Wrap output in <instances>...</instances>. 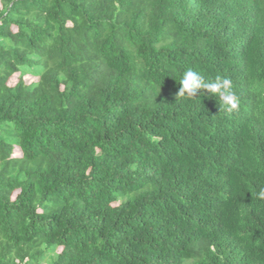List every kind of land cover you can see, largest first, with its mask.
Here are the masks:
<instances>
[{
  "label": "trees",
  "instance_id": "trees-1",
  "mask_svg": "<svg viewBox=\"0 0 264 264\" xmlns=\"http://www.w3.org/2000/svg\"><path fill=\"white\" fill-rule=\"evenodd\" d=\"M262 190L264 0H0V264H264Z\"/></svg>",
  "mask_w": 264,
  "mask_h": 264
},
{
  "label": "clouds",
  "instance_id": "clouds-1",
  "mask_svg": "<svg viewBox=\"0 0 264 264\" xmlns=\"http://www.w3.org/2000/svg\"><path fill=\"white\" fill-rule=\"evenodd\" d=\"M179 84L178 97L193 99L201 90H205L218 101L220 109L229 113L238 109L239 102L232 91V81L228 78L217 76L215 80L206 81L197 71L188 69L182 74ZM259 195L264 197V190Z\"/></svg>",
  "mask_w": 264,
  "mask_h": 264
},
{
  "label": "rangeland",
  "instance_id": "rangeland-1",
  "mask_svg": "<svg viewBox=\"0 0 264 264\" xmlns=\"http://www.w3.org/2000/svg\"><path fill=\"white\" fill-rule=\"evenodd\" d=\"M19 77H20V74H19V73H15V74H13V75L9 78V80H8V84H9V85H14V84L18 81ZM23 79H24V81H25L26 83H31V82L36 81V80H37V77L32 76V75H29V74H26V75L23 76ZM14 155H20V151H19L18 148L15 149V151H14ZM60 249H61V248H59V250H60Z\"/></svg>",
  "mask_w": 264,
  "mask_h": 264
}]
</instances>
